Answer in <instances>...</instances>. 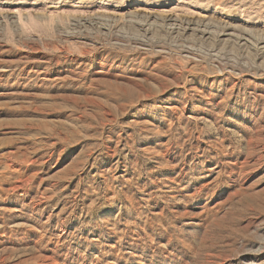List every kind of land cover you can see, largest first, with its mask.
<instances>
[{
	"label": "rangeland",
	"instance_id": "obj_1",
	"mask_svg": "<svg viewBox=\"0 0 264 264\" xmlns=\"http://www.w3.org/2000/svg\"><path fill=\"white\" fill-rule=\"evenodd\" d=\"M0 264H264V0H0Z\"/></svg>",
	"mask_w": 264,
	"mask_h": 264
},
{
	"label": "bare ground",
	"instance_id": "obj_2",
	"mask_svg": "<svg viewBox=\"0 0 264 264\" xmlns=\"http://www.w3.org/2000/svg\"><path fill=\"white\" fill-rule=\"evenodd\" d=\"M9 164H10V163H9ZM15 169H16V168H15ZM15 182H17V181H15ZM22 184H23V183H22ZM16 186H17V185H16ZM21 186H22V185H21ZM18 187H19V186H18ZM18 187H17V188H18ZM11 189H12V187H11ZM19 189H20V188H19ZM9 190H10V189H9ZM13 190H14V189H13ZM15 190H16V189H15ZM10 191H11V190H10ZM6 194H7V193H6ZM42 194H43V193H42ZM19 195H20V194H19ZM31 201H32V200H31ZM34 204H35V203H34ZM18 211H19V210H18ZM63 230H64V229H63ZM63 230H62V231H63ZM103 233H104V232H103ZM60 234L62 235V233H60ZM60 234H59V235H60ZM38 237H39V236H38ZM55 237H56V236H55ZM127 251H128V250H127ZM66 256H67V255H66ZM47 259H48V258H47ZM34 262H35V261H34ZM89 263H90V262H89Z\"/></svg>",
	"mask_w": 264,
	"mask_h": 264
}]
</instances>
